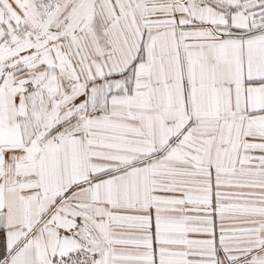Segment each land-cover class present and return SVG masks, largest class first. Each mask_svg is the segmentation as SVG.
Here are the masks:
<instances>
[{
  "label": "snow or ice",
  "instance_id": "obj_1",
  "mask_svg": "<svg viewBox=\"0 0 264 264\" xmlns=\"http://www.w3.org/2000/svg\"><path fill=\"white\" fill-rule=\"evenodd\" d=\"M0 264H264V0H0Z\"/></svg>",
  "mask_w": 264,
  "mask_h": 264
}]
</instances>
